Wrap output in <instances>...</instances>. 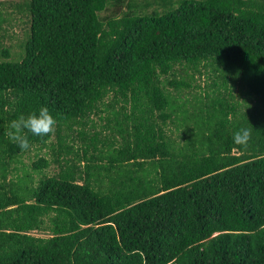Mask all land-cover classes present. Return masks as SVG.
<instances>
[{"label":"trees","instance_id":"obj_1","mask_svg":"<svg viewBox=\"0 0 264 264\" xmlns=\"http://www.w3.org/2000/svg\"><path fill=\"white\" fill-rule=\"evenodd\" d=\"M14 14L0 264H264V0H0L1 31ZM41 107L55 132L21 150L10 122Z\"/></svg>","mask_w":264,"mask_h":264},{"label":"rangeland","instance_id":"obj_2","mask_svg":"<svg viewBox=\"0 0 264 264\" xmlns=\"http://www.w3.org/2000/svg\"><path fill=\"white\" fill-rule=\"evenodd\" d=\"M9 9L10 8H8L6 10H2L3 17L6 16V13L10 12ZM26 22H27V18L26 17H20L17 14L11 15L10 23L9 24H5V29L6 30L5 31H1L0 30V33L4 32V34H6V37L0 38V51L3 48L9 47V50L11 52L12 58H16V55H18V53L21 52L19 44L22 41L23 34H24L25 29H26ZM2 25H4V24H2ZM2 58L3 57L0 54V60ZM206 83H207V77L205 75L199 76L198 74H195L192 84H193V86L200 84V89L197 88V87H193L191 89H188L185 92H188V93L189 92H193V93H197V94H199V92H201L202 95H203L204 94L203 90L206 87ZM171 92L174 93L173 90H171ZM186 96L189 98V100L191 99V95L190 94H187ZM235 96H236V100L238 99V101H242L241 94H239L237 90L235 91ZM93 118L96 121H98L96 116H94ZM167 131L169 133H171L172 137L176 138V140H180L179 139V135L181 134V131L180 130H176L174 128L173 124H169L168 125ZM51 139H52V142H55V135H53L51 137ZM35 153H38V155H40V156H50L51 152H50V150L47 147L43 148L41 151H39V150L38 151L30 150L26 154L22 155L21 160L25 164L29 165L32 161H34L36 159V157L34 156ZM18 166H20V165L18 164ZM57 167L58 166L56 164H51V166L49 168H47V169H44L43 172H45L47 174H52V173L58 171ZM17 174H21V171H17ZM35 178H37V175L35 176ZM32 233L36 234V235H44L43 233L37 232V231H33Z\"/></svg>","mask_w":264,"mask_h":264},{"label":"clouds","instance_id":"obj_3","mask_svg":"<svg viewBox=\"0 0 264 264\" xmlns=\"http://www.w3.org/2000/svg\"><path fill=\"white\" fill-rule=\"evenodd\" d=\"M57 120L50 114L47 107H41L38 112H32L27 116L20 115L13 119L7 132L8 139L17 144L21 150H29L31 147L29 134L32 136L46 137L54 134ZM251 128H241L233 133V143L247 148L251 140Z\"/></svg>","mask_w":264,"mask_h":264}]
</instances>
